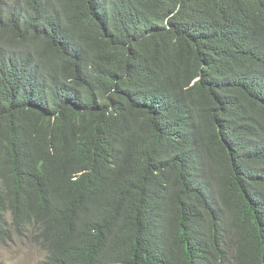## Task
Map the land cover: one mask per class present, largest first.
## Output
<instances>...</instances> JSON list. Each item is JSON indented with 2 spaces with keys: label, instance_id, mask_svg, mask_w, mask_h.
I'll return each instance as SVG.
<instances>
[{
  "label": "trees",
  "instance_id": "1",
  "mask_svg": "<svg viewBox=\"0 0 264 264\" xmlns=\"http://www.w3.org/2000/svg\"><path fill=\"white\" fill-rule=\"evenodd\" d=\"M43 264H264V0H0V243Z\"/></svg>",
  "mask_w": 264,
  "mask_h": 264
},
{
  "label": "rangeland",
  "instance_id": "2",
  "mask_svg": "<svg viewBox=\"0 0 264 264\" xmlns=\"http://www.w3.org/2000/svg\"><path fill=\"white\" fill-rule=\"evenodd\" d=\"M46 253L27 237L15 235L0 243V264H43Z\"/></svg>",
  "mask_w": 264,
  "mask_h": 264
}]
</instances>
